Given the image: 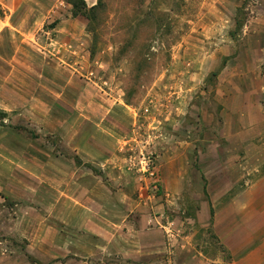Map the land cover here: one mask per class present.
<instances>
[{"label":"rangeland","instance_id":"374dc122","mask_svg":"<svg viewBox=\"0 0 264 264\" xmlns=\"http://www.w3.org/2000/svg\"><path fill=\"white\" fill-rule=\"evenodd\" d=\"M51 5L80 31L83 113L0 110V264H231L228 247L248 244L222 242L214 215L238 193L244 208L254 200L248 158L263 152L236 147L264 141V0L38 7ZM235 153L246 162L221 158L236 176L222 195L216 157ZM218 214L223 232L230 212Z\"/></svg>","mask_w":264,"mask_h":264},{"label":"crops","instance_id":"0c3cea01","mask_svg":"<svg viewBox=\"0 0 264 264\" xmlns=\"http://www.w3.org/2000/svg\"><path fill=\"white\" fill-rule=\"evenodd\" d=\"M31 1L36 5H32ZM47 1L49 0H0L3 9L0 15V110L6 113L15 109H21L22 113L30 115L83 113L79 100L86 97L84 94L86 89L79 97L80 92L73 87V84L77 85L79 79L77 72L80 61L72 55H76L79 46L76 40L80 31L73 23L57 21L61 15L56 5H51L44 12H40V4ZM52 21L53 25L46 26ZM87 94L88 97L93 95ZM108 101L112 104L110 98ZM86 109L87 113H90L96 108L91 102ZM262 130L263 125H257L249 132H253L257 137L262 135ZM83 131L84 128L76 130L75 137ZM243 131L240 129L234 133L230 132L226 137L228 140L242 138ZM91 138L92 135L87 136L88 140ZM219 139L214 135L215 141ZM260 140L253 143L239 141L236 147V150L243 152L247 147H254L263 152L261 155L248 154L250 162L255 164L254 171H257L256 182L250 187L254 200L248 202L244 208L235 202L240 195L238 193L216 209L214 215V231L222 242H226L228 235H239L238 241L248 244L236 254L234 253L237 249L228 247L232 254L231 264H264V141L256 144ZM231 146L230 149L233 151ZM236 156L235 153L216 157L219 167H225L222 174L224 183L220 191L222 195L234 189L236 176L230 173L234 172V166L226 165L225 161L224 165L220 160L229 158L232 163L236 162L234 164L236 167H241L246 161ZM223 210H228L230 215L224 225V231L217 232L215 225L219 220L218 213ZM134 240L140 244L146 243L142 236L134 237ZM146 252L154 253V250Z\"/></svg>","mask_w":264,"mask_h":264}]
</instances>
